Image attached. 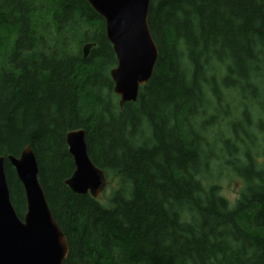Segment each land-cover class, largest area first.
I'll list each match as a JSON object with an SVG mask.
<instances>
[{
    "label": "trees",
    "instance_id": "16d2710c",
    "mask_svg": "<svg viewBox=\"0 0 264 264\" xmlns=\"http://www.w3.org/2000/svg\"><path fill=\"white\" fill-rule=\"evenodd\" d=\"M147 23L158 56L120 107L104 19L86 0H0L11 202L21 216L7 155L30 145L68 241L63 264H264V0H150ZM75 128L93 163L118 178L106 204L64 183ZM222 173L242 181L234 201Z\"/></svg>",
    "mask_w": 264,
    "mask_h": 264
},
{
    "label": "water",
    "instance_id": "95a60500",
    "mask_svg": "<svg viewBox=\"0 0 264 264\" xmlns=\"http://www.w3.org/2000/svg\"><path fill=\"white\" fill-rule=\"evenodd\" d=\"M86 1L104 19L106 36L116 57L109 75L122 107L137 99L139 87L149 80L158 56L147 23L150 0ZM92 46L93 43L83 45V57ZM65 143L74 165L65 185L74 193L98 197L107 178L89 157L85 130L70 129ZM7 159L22 184L25 211L18 215L11 202L4 158L0 156V264H63L68 241L48 204L33 149L26 145L18 156L9 154Z\"/></svg>",
    "mask_w": 264,
    "mask_h": 264
},
{
    "label": "rangeland",
    "instance_id": "374dc122",
    "mask_svg": "<svg viewBox=\"0 0 264 264\" xmlns=\"http://www.w3.org/2000/svg\"><path fill=\"white\" fill-rule=\"evenodd\" d=\"M110 176L111 177H107L109 178L107 186L97 197L102 204H106V200H108L113 191L118 188V178L113 175ZM217 182L220 185L221 193L230 201H234L238 197L242 187V181L239 177L222 173L217 178Z\"/></svg>",
    "mask_w": 264,
    "mask_h": 264
}]
</instances>
